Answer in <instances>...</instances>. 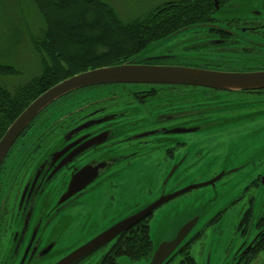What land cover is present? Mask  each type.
Here are the masks:
<instances>
[{"label": "flooded vegetation", "instance_id": "flooded-vegetation-1", "mask_svg": "<svg viewBox=\"0 0 264 264\" xmlns=\"http://www.w3.org/2000/svg\"><path fill=\"white\" fill-rule=\"evenodd\" d=\"M230 1L218 4L223 8ZM256 1L245 14L216 15L214 9L200 29L175 34L133 63L264 71V0ZM258 98H264V88L154 82L99 84L59 98L29 123L0 162V264L61 263L162 193L175 192V170L164 182L175 165L216 161L228 165L225 172L235 169L224 175L228 186H236L226 209L238 207L234 234L244 240L228 264H264V138L261 144L242 143L264 128V99ZM159 176L160 186L156 182L153 189ZM147 178L152 191L143 186ZM157 209L138 223L149 225ZM136 224L81 264L147 261H130L116 246Z\"/></svg>", "mask_w": 264, "mask_h": 264}, {"label": "trees", "instance_id": "trees-1", "mask_svg": "<svg viewBox=\"0 0 264 264\" xmlns=\"http://www.w3.org/2000/svg\"><path fill=\"white\" fill-rule=\"evenodd\" d=\"M29 1L40 24L37 32L30 31L28 43L40 71L12 88L0 82V137L33 99L59 81L89 69L121 63L159 38L208 21L215 9L213 0H171L125 21L104 0ZM226 1L218 0L221 4ZM18 73L12 66L0 63V77ZM188 245L180 251L181 264H198L187 251ZM116 246L130 261L149 260L153 248L149 225L136 224Z\"/></svg>", "mask_w": 264, "mask_h": 264}, {"label": "rangeland", "instance_id": "rangeland-1", "mask_svg": "<svg viewBox=\"0 0 264 264\" xmlns=\"http://www.w3.org/2000/svg\"><path fill=\"white\" fill-rule=\"evenodd\" d=\"M109 3L122 20L130 21L143 16L155 7L171 0H104ZM39 18L29 0H0V63L9 65L19 71L15 76L0 77L8 87L21 85L39 74L40 67L28 37L37 32ZM238 97H235L237 99ZM264 99V98H258ZM264 116H260L262 124ZM264 128L253 136H248L242 143L251 145L262 143ZM242 141V139H241ZM228 167L224 162H214L202 166L175 169V191L189 184L205 182ZM164 174V173H163ZM232 174V173H231ZM235 174V173H233ZM227 176L216 181L214 185H207L193 189L175 200L157 209L149 221V230L153 246L173 237L177 228L184 222L198 217V221L182 243L190 242L188 252L198 264H228L242 241L234 232L240 212L238 207L227 210V195L235 189V185H227ZM158 180L153 179V189ZM146 190H151L150 179L143 180ZM170 190V184L166 185ZM152 191V190H151ZM155 192V191H153ZM154 196V193L151 194ZM226 209V212H225ZM220 215V216H219ZM219 216L218 218H216ZM201 232V233H200ZM200 234L196 237L197 234ZM245 239V238H244ZM182 253L178 252L168 264H181ZM261 258V262H262ZM121 264H147L145 260L129 263L121 259Z\"/></svg>", "mask_w": 264, "mask_h": 264}, {"label": "water", "instance_id": "water-1", "mask_svg": "<svg viewBox=\"0 0 264 264\" xmlns=\"http://www.w3.org/2000/svg\"><path fill=\"white\" fill-rule=\"evenodd\" d=\"M213 1L216 15L245 14L257 3L256 0H231L225 7L220 8L218 0ZM200 26L201 25L199 24H193L181 28L158 41L152 42L146 46V48L140 50L135 55L125 59L121 63L89 69L65 78L49 87L33 99L19 113L0 137V162L16 138L40 112L59 98L81 88L99 84L135 82L191 84L229 91L264 88V71L220 72L186 67L148 66L133 63L135 59L137 62H141V56L144 53L163 43L165 40L172 38L175 34L189 28L200 29ZM177 167L178 165H175V168H171L164 182L167 181ZM233 171H235V169L229 170L228 172L223 170L208 181L189 184L173 193H162L157 199L147 204L142 209H137L136 212H133L131 215L106 228L88 242L73 250L62 260L61 263L58 264H81L119 234L150 215L155 209L164 205L168 201L193 189L207 185H214L216 181L224 177L225 173ZM197 221L198 217H194L184 222L179 228H177L171 239L162 241L156 247L153 246L152 242V254L147 264H168L174 258L177 249L178 252H180L190 243L182 242L193 229ZM250 227L251 223L249 225V228ZM198 235L199 233L196 237Z\"/></svg>", "mask_w": 264, "mask_h": 264}]
</instances>
